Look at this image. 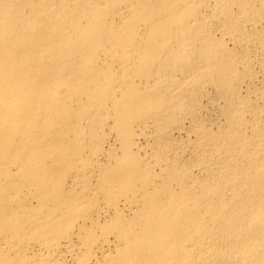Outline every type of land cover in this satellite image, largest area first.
Instances as JSON below:
<instances>
[{"label": "bare ground", "instance_id": "obj_1", "mask_svg": "<svg viewBox=\"0 0 264 264\" xmlns=\"http://www.w3.org/2000/svg\"><path fill=\"white\" fill-rule=\"evenodd\" d=\"M0 264H264V0H0Z\"/></svg>", "mask_w": 264, "mask_h": 264}]
</instances>
